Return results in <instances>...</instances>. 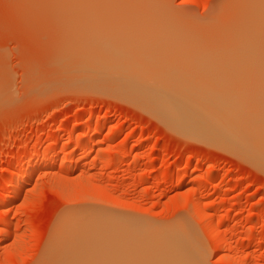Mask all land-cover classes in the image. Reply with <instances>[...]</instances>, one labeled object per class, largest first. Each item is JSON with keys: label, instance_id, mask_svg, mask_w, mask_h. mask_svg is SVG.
I'll return each mask as SVG.
<instances>
[{"label": "rangeland", "instance_id": "obj_1", "mask_svg": "<svg viewBox=\"0 0 264 264\" xmlns=\"http://www.w3.org/2000/svg\"><path fill=\"white\" fill-rule=\"evenodd\" d=\"M79 1L90 10L86 18L108 21L119 33L124 23L126 33H136L119 40L125 45L119 48L114 39L85 40L78 25L85 17L76 21L85 13ZM85 1L0 0V264H96L77 234L87 223L141 225L152 232L184 224L200 264H264V165L211 134L179 130L166 117L175 108L227 129L260 119L233 103L235 110L231 104L218 110L214 101L226 103V85L247 106L262 94V85L255 87L259 92L250 88L255 82L249 77L264 71V0ZM129 41L136 48L131 52ZM153 42L171 45L169 53L160 51L171 58L147 60L154 56L148 51L160 48ZM106 53L115 55L108 61ZM144 84L155 90H136ZM263 98L256 101L259 117ZM238 108L240 114L232 112ZM34 161L41 169L4 205L15 187L9 182H19ZM193 207L216 228L219 252Z\"/></svg>", "mask_w": 264, "mask_h": 264}, {"label": "bare ground", "instance_id": "obj_2", "mask_svg": "<svg viewBox=\"0 0 264 264\" xmlns=\"http://www.w3.org/2000/svg\"><path fill=\"white\" fill-rule=\"evenodd\" d=\"M84 2H86L85 0H83ZM128 1V0H127ZM264 2V1H263ZM79 6H81V7H83L84 9H82L81 7H79V10H76V11H79L80 12V9H82L81 11L82 12H84L85 11V7H84V5L86 4H83V3H80V1H79ZM87 8V7H86ZM104 9H106V8H104ZM87 10H88V8H87ZM90 11V10H89ZM89 11H85V13H80V15H78L77 17V22H78V20H81V18H82V16L83 17H85V15L86 16H88V17H90V15L88 14L89 13ZM264 11V10H263ZM86 12H88V13H86ZM93 12V13H92ZM91 12V16L94 14V11H92ZM257 14V13H256ZM103 16V15H102ZM81 17V18H80ZM82 18V23H84V24H80V22L81 21H79V26H82L81 28L83 29L84 28V30H82L81 31V34H82V32H83V34H82V37L83 38H85V40H86V38H87V40L88 41H90V39L92 40H94V41H92V42H94L95 44L97 43L98 44V40L99 39H102V40H106L107 42H109L108 40H112V39H114L111 43H112V46H113V42H114V48L116 47V48H119L120 46H123L124 44L123 43H121L123 40H124V38L125 39H127V38H129V40H130V35L133 33V34H135L136 32L135 31H133L132 30V33L131 34H129V33H126L125 31H127L126 29H124L123 27H125V26H123L124 25V23H123V25L120 27V29H121V32L120 33H122L123 32V34L124 35H122L123 36V38H121L120 39V37H122L121 35H120V33H119V31L116 29L117 27H113V29L110 27V25L111 24H109V23H107L108 21H105L104 20V23H103V21H101V23H99L98 24V22H99V20H98V22L96 23V21H94L93 20V18H94V15L91 17L92 19H89V18ZM80 18V19H79ZM99 19V18H98ZM239 19V18H238ZM75 20V19H74ZM262 20V19H261ZM111 21V20H110ZM118 20H112V22L113 23H116ZM119 23V22H118ZM118 23H116V24H118ZM121 23V22H120ZM119 23V24H120ZM76 24V23H75ZM236 26V25H235ZM249 27V26H248ZM126 28V27H125ZM76 30H79V29H77V28H75ZM140 30V29H139ZM78 33L80 32V30L79 31H77ZM128 32V31H127ZM161 32V31H160ZM78 33H77V35H78ZM138 34V33H137ZM136 34V35H137ZM161 34V33H160ZM126 35V36H125ZM142 35V34H141ZM81 36V35H80ZM146 36L147 35H144V37L146 38ZM220 37V36H219ZM117 38H119V39H117ZM133 38V37H132ZM153 38V37H152ZM115 39L117 40V41H115ZM123 39V40H122ZM140 39H143V38H140ZM171 39V38H170ZM97 40V41H96ZM121 42H120V41ZM154 40V39H153ZM219 40H221V38H219ZM160 41V40H159ZM124 42H126V41H124ZM117 43H121V44H123V45H121L120 44V46H118L117 45ZM154 43H156V42H153V45H156V47H159L160 46V48L158 49V50H156V52L158 53V54H154V53H156V52H154L153 50H151V52L150 51H148V49L146 48V46L148 45H145V46H143V44H142V46H143V48L144 49H147V51L149 52L148 54H147V57L149 56H151L150 54H152V55H154L153 57L151 56L150 58H147V60L148 59H156L155 57L158 55V59H159V57H161V55H160V51L163 49V48H169L170 49V47H168V46H171V45H168V46H166L165 45V47L163 46V47H161V45H159L158 44V42L156 43V44H154ZM67 44V43H66ZM82 44V43H81ZM83 44H84V42H83ZM89 44V42L87 43V45ZM93 44V43H92ZM99 44H103L102 42L100 43L99 42ZM140 44V43H139ZM84 45H86V43L84 44ZM101 45H99V46H101ZM109 45H111V44H109ZM109 45L107 46V47H109ZM115 45H117V46H115ZM127 45H129V46H127ZM126 46H127V49H129V52H131V51H133L132 49H131V42L129 41L128 42V44H127ZM76 46V45H75ZM102 46H104V44L102 45ZM141 46V47H142ZM124 47H125V45H124ZM124 47H122V49L124 48ZM129 47V48H128ZM137 47H139V46H137ZM132 48H135V47H132ZM162 48V49H161ZM125 50H127L126 48H124ZM123 49V50H124ZM136 49V48H135ZM157 49V48H156ZM165 49H163L161 52L162 53H164L163 51L165 50ZM166 49V50H167ZM124 50V51H125ZM138 50H139V48H138ZM150 50V49H149ZM166 50H165V52H166ZM86 51V50H85ZM104 51V50H103ZM142 51V50H141ZM141 51H138L136 54H138L139 52H141ZM146 51V52H147ZM153 51V52H152ZM171 51V50H170ZM169 51V52H170ZM101 52V51H100ZM106 52V51H105ZM105 52H103V54L105 53ZM117 52H119V51H117ZM120 52H122V51H120ZM120 52H119V54H120ZM143 53H140L141 55L142 54H145L144 53V51H142ZM168 52V50H167V52L166 53H169ZM99 53V52H98ZM102 53V52H101ZM161 53V54H162ZM204 53V52H203ZM95 54V53H94ZM111 54H113V53H111ZM131 54H135V53H131ZM139 54V55H140ZM194 54V53H193ZM205 54V53H204ZM106 55H107V53H106ZM115 54H113V56H114ZM117 55V54H116ZM146 55V54H145ZM156 55V56H155ZM167 55L168 54H166V57L165 56H163V57H165V59H170L171 58V56L170 55H168L169 56V58H167ZM181 55V54H180ZM183 55H185V54H183ZM182 55V56H183ZM207 55V54H206ZM234 55V54H233ZM91 56V55H90ZM107 56H109V55H107ZM112 56V57H113ZM119 55H117V57H118ZM124 56V55H123ZM136 56V55H135ZM176 56V55H175ZM179 56V55H178ZM106 57V56H105ZM110 57V58H109ZM108 57V61L112 58L111 56H109ZM146 57V56H145ZM144 57V58H145ZM172 57H174V56H172ZM181 57V56H180ZM196 57V56H195ZM107 58V57H106ZM127 58V57H126ZM129 58H131V57H129ZM140 58V57H139ZM174 58H176V59H179V58H177V57H174ZM174 58H172V59H174ZM182 58V57H181ZM194 58V57H193ZM204 58H205V55H204ZM115 59H116V57H115ZM143 59V58H142ZM141 59V60H142ZM152 59V61L151 62H154V60ZM158 59H156V60H158ZM165 59H163L162 57H161V59L160 60H165ZM191 59V58H190ZM198 59H200L199 57H198ZM118 60V59H117ZM194 60L196 61V59L194 58ZM204 60V59H203ZM159 61V60H158ZM169 61H173V60H169ZM169 61L166 63V64H168L169 63ZM176 61V60H175ZM179 61H180V59H179ZM179 61L177 62V64L176 65H179L180 66V64L182 63H179ZM192 61V63H189V61L187 62V63H189L190 64V66H193V65H191V64H193V60H191ZM198 62H200V60H197ZM210 61V60H209ZM214 61V60H213ZM156 62V61H155ZM160 62V61H159ZM166 62V61H165ZM118 63V62H117ZM143 63V62H142ZM162 63V62H161ZM173 63V62H172ZM184 63V62H183ZM186 63V64H187ZM196 65H197V63L196 62H194ZM162 64H164V63H162ZM188 64V65H189ZM111 65V64H110ZM182 65H184V64H182ZM195 65V66H196ZM199 65V64H198ZM242 65V64H241ZM142 66H145L144 64L142 65ZM165 66V65H164ZM170 65H168V67H169ZM186 66V65H185ZM162 67V66H161ZM167 67V66H166ZM194 67V66H193ZM192 67V68H193ZM200 67H202V65L200 66ZM105 68H106V66H105ZM108 68H111V66L110 67H108ZM172 68H174V69H176V67L174 66V67H172ZM195 68V67H194ZM219 68V67H218ZM220 68H221V66H220ZM173 69V70H174ZM196 69V68H195ZM194 69V70H195ZM217 69V68H216ZM226 69V68H225ZM136 70V69H135ZM166 70V69H165ZM177 70H178V68H177ZM191 70V69H190ZM197 70V69H196ZM207 70V69H206ZM222 70H224V69H222ZM254 70V69H253ZM198 71V70H197ZM203 71V70H202ZM204 71H205V69H204ZM216 70H214V72H215ZM218 71H220V70H218ZM257 71V70H256ZM263 71V70H262ZM115 72V71H114ZM130 72V71H129ZM133 72V71H132ZM141 72V71H140ZM199 72V71H198ZM207 72H210V71H207ZM206 72V73H207ZM221 72V71H220ZM224 72H226V71H224ZM224 72H221V74H223ZM120 73V72H119ZM119 73H118V75H119ZM127 73V72H126ZM172 73H174V72H172ZM249 73V72H248ZM221 74H220V76H221ZM234 74V73H233ZM243 74V73H242ZM117 75V74H116ZM121 75V74H120ZM119 75V76H120ZM145 75V74H144ZM197 75V74H196ZM211 75V74H210ZM219 75V74H218ZM217 75V76H218ZM224 75H227V72H226V74H224ZM247 75H249V74H247ZM141 76V75H140ZM192 76V75H191ZM199 76V75H198ZM201 76V75H200ZM220 76H218V77H220ZM245 76V75H244ZM118 77V76H117ZM122 77V76H121ZM135 78H136V76H134ZM174 77V76H173ZM205 77V76H204ZM215 77V76H214ZM145 78V77H144ZM168 78H169V76H168ZM199 78H202V77H199ZM224 78H227V77H222V79H224ZM250 81H252V82H255V83H253V85H251V89L252 90H254V91H256V92H259V91H262V94L261 95H259V97L261 96V98H263V96H264V71L262 72V73H259V72H254V74H251L250 75ZM138 79V78H137ZM136 79V80H137ZM174 79V78H173ZM221 79V80H222ZM230 79V78H229ZM239 79V78H238ZM119 80V79H118ZM140 81V80H139ZM143 81V80H142ZM197 81H199V80H197ZM138 82V81H137ZM144 82V81H143ZM175 82H176V80H175ZM232 82H233V80H232ZM235 82H237L238 83V81H235ZM120 83H121V81H120ZM139 83V82H138ZM144 83H146V81L144 82ZM182 83V82H181ZM197 83V82H196ZM199 83H201V82H199ZM256 83H259V84H256ZM133 84H135V82L133 83ZM132 84V85H133ZM140 84H142V83H140ZM176 84L178 85V83L176 82ZM185 84V83H184ZM193 84H194V82H193ZM145 85V87L144 86H142L143 88H141V89H139L140 87H136V85H135V87H136V90H138V91H141V92H144V93H147V92H151L152 90H155V88H153V89H146L147 87H146V84H144ZM195 86H196V84H194ZM198 85V84H197ZM201 85V84H200ZM200 85L198 86V88L200 87ZM235 85V84H234ZM257 85V86H256ZM258 85H262V87L261 88H259V86ZM137 86H139V85H137ZM156 86H161V85H156ZM182 86V85H181ZM185 86V85H184ZM183 86V87H184ZM202 86V85H201ZM225 86V85H224ZM128 87H131V86H128ZM133 87V86H132ZM163 86H161V88H162ZM179 87V86H178ZM190 87H192V85L190 86ZM220 87H223V86H220ZM228 87L229 86H227L226 85V89L224 88V89H222L221 90V92H223V96H224V93H226L227 94V96L228 97H223L222 96V98H224V100H225V98H226V100L227 101H229L230 103H227V101H226V103H224V101L221 99V98H219V100L217 99V101H214V102H216L217 103V105L216 106H220L219 108L218 107H216V109L218 108V110L219 109H221V110H223L224 112L225 111H227V108L225 109V105L226 104H231L232 105V103L234 104V106H235V108L237 107V106H239L240 107V109H242L243 110V108L245 107V108H247L248 107V109H245V110H248V111H245V110H243V112H248V113H250L249 114V117H251L250 115L251 114H253V115H255V112H256V114L257 115H255V117L256 116H258V118H260L259 120L256 118V119H254L253 117V119L256 121L257 120V122L258 123H255V121L254 122H250V123H242V125L240 126L239 125V123H237L236 122V124H238V126L235 124V127H231V128H229V129H227V127H225V128H223L222 126H217V127H213V126H211V125H209L206 121H205V119H203V118H201V119H190V118H188V116L187 117H185L184 116V114L182 115V113L179 111V110H177V109H175V108H171V109H169L168 110V114H166L167 116L166 117H168L169 118V121H170V123L172 124V125H174L175 127H177V129H179V130H185V131H187L188 133L189 132H191L192 134H195V133H197V134H201V133H204V134H206V133H208V134H211V135H213L212 137L213 138H216V140H218L219 142H221L223 145H225V146H227V147H231V148H233V149H235V150H237L239 153H241L242 155H244V156H247V157H249V158H253L254 160H256L257 162H260L261 164H263L264 165V128H262V126L264 127V116H261V117H259V115H258V113H259V109H258V107L260 106V104H259V106H258V98H254V99H252V100H254L253 102H249L250 103V105L251 104H253V105H251V107H253V109L252 110H250L251 112H249V108H250V105H248L247 106V104H245L244 105V103H243V100L242 99H240L239 97H240V93L239 94H237L238 92L236 91L235 93H233V91L234 90H232L233 88H231V87H229V88H231V89H228ZM253 87L255 88V87H258V88H255V89H253ZM138 88V89H137ZM134 89V88H133ZM193 89H195L194 87L192 88V90ZM200 89V88H199ZM259 91H258V90ZM190 90V89H189ZM198 90V89H197ZM200 90H202V89H200ZM204 90V89H203ZM202 90V91H203ZM205 90H207L206 88H205ZM232 91L231 92V94L229 93L228 94V92L227 91ZM236 90V89H235ZM247 90V89H246ZM185 91V90H184ZM202 91H200L201 93H202ZM250 91V90H249ZM181 92V91H180ZM191 92V91H190ZM199 92V93H200ZM203 92H206V91H203ZM177 93V92H176ZM193 93H196V94H199L198 92H196V90L193 92ZM200 93V94H201ZM207 94H209L210 92H206ZM206 93H202V94H206ZM261 93V92H260ZM172 94H173V92H172ZM175 94V93H174ZM249 94H250V92H249ZM254 93H251V95H253ZM257 94V93H256ZM259 94V93H258ZM177 95H179V93L177 94ZM191 95H193V94H191ZM244 95V94H243ZM255 95V94H254ZM263 95V96H262ZM149 96V95H148ZM182 96V95H181ZM250 96V95H249ZM258 96V95H257ZM256 96V97H257ZM207 97V96H206ZM205 97V98H206ZM215 97V96H214ZM242 97V96H241ZM248 97V96H247ZM246 97V98H247ZM229 98V99H228ZM245 98V99H246ZM150 99V101L152 102V100H151V98H149ZM182 99H183V97H182ZM185 99V98H184ZM204 99V98H203ZM250 101H251V99L250 98H248ZM189 100V99H188ZM263 100H264V98H263ZM263 100H262V102H263ZM149 101V102H150ZM168 101V100H167ZM257 101V102H256ZM156 102V101H155ZM159 102V101H158ZM158 102H156V103H158ZM163 102V101H162ZM161 102V103H162ZM172 103V102H171ZM194 103V102H193ZM197 103V102H196ZM224 103V104H223ZM260 103H261V100H260ZM160 104V103H159ZM158 104V105H159ZM192 104V103H191ZM197 104H199V103H197ZM219 104V105H218ZM223 104V105H222ZM242 104H243V107H241L242 106ZM254 104H255V106H257V109H256V107H255V109H254ZM157 105V106H158ZM166 104H164V103H162V108H164L163 106H165ZM230 105V106H231ZM261 105H262V103H261ZM161 106V105H160ZM159 106V107H160ZM199 106V105H198ZM210 106H212V104L210 105ZM227 106V105H226ZM264 105H262V107H263ZM172 107V106H171ZM175 107V106H174ZM193 107H195V105L193 106ZM206 107V106H205ZM228 107V106H227ZM155 108V107H154ZM157 108V107H156ZM155 108V110H157ZM202 108H203V106H202ZM213 108H215L214 106H212V109ZM223 108V109H222ZM230 108V107H229ZM232 108H234L233 107V105H232V107L230 108V109H232ZM235 108H234V110H235ZM261 108V107H260ZM159 109H161V108H159ZM182 109V108H181ZM204 109V108H203ZM206 109V108H205ZM208 109H210V108H208ZM207 109V110H208ZM215 109V110H216ZM225 109V110H224ZM239 108L237 109V111L235 112V111H232L233 113H238V114H240L239 112H238V110H240ZM263 109V108H262ZM183 110V109H182ZM186 110H187V108H186ZM190 110H192V109H190ZM220 110V111H221ZM158 111V110H157ZM165 111V110H164ZM219 111V112H220ZM258 111V112H257ZM261 111V110H260ZM167 112V111H166ZM223 112V113H224ZM232 112H231V114H232ZM242 112V111H241ZM254 112V113H253ZM185 113V112H184ZM187 113V112H186ZM189 113V112H188ZM214 113V112H213ZM244 113V114H245ZM247 113V114H248ZM261 113H262V111H261ZM264 113V112H263ZM164 114V115H165ZM216 114V113H215ZM196 115V114H195ZM224 115V114H223ZM232 115H234V116H236V114H232ZM261 115H263V114H261ZM234 116H232V117H234ZM243 116V115H242ZM247 116V115H246ZM245 116V117H246ZM213 117H215V116H213ZM223 117V116H222ZM225 117V116H224ZM238 117V116H237ZM217 118H219V116L217 117ZM226 118V117H225ZM238 118H241V117H238ZM244 118V117H243ZM219 119H222V118H219ZM229 119H230V117H229ZM229 119H227V120H229ZM233 119V118H232ZM235 119V118H234ZM233 119V120H234ZM233 120H231L232 122H234ZM237 121H240V120H242V119H240V120H238V119H236ZM244 120V119H243ZM245 120H246V118H245ZM167 121V120H166ZM230 121V120H229ZM228 121V122H229ZM250 121H251V119H250ZM241 123V122H240ZM216 124V123H215ZM216 126V125H215ZM254 129H256V130H254ZM186 133V132H185ZM191 134V135H192ZM197 134H195V135H197ZM67 135V134H66ZM215 136V137H214ZM65 137V134H63V135H61L59 138L62 140L63 138ZM89 138H90V136H89ZM90 141V140H89ZM87 142H88V140H87ZM137 143V142H136ZM84 145V144H83ZM134 145V144H133ZM79 146V145H78ZM88 146V145H87ZM83 148H85V146H83ZM71 151V150H70ZM88 151V150H87ZM83 162V161H82ZM33 165H31V167H30V169L29 170H27L26 172H24V173H22L20 176H18L19 178H20V181L18 182V181H14V179L12 180V181H10L9 183L10 184H13L15 187H13L14 188V191H13V193L11 194V195H6V196H4V205H8V203H10L11 201H13V200H15L17 197H18V195H19V193L21 192V188H23V183H25L24 181L27 179V178H29V177H31L32 175H34V174H36L38 171H39V169H41V167H42V163L41 162H38V161H34V163H32ZM74 170V167H69V169H67V172H72ZM11 173H13V175L14 176H17V175H15L14 174V172H12L11 171ZM18 178V179H19ZM16 179V178H15ZM177 182H178V184L179 185H182V184H184V182H185V179L184 178H179V179H177ZM8 183V184H9ZM218 187V186H217ZM201 188V187H200ZM4 195V194H3ZM195 204V203H194ZM195 206V205H194ZM196 208H197V206H195ZM195 207H193V208H191V209H193V213H195L196 214V216H198L197 218L199 219V220H201V221H203V223L205 224V226H206V231H207V233H208V235L211 237V238H213V247H214V252H219L218 250H219V246H218V243H216L217 241H216V234H217V230H216V228L214 227V225H212V223H208L209 221H208V218H206L205 216H203V215H201L200 214V212L197 210V209H195ZM192 213V214H193ZM194 214V215H195ZM79 215V214H78ZM206 219V221L204 220V218ZM212 217V216H211ZM198 220V221H199ZM212 220V219H211ZM83 225V224H82ZM80 226V225H79ZM204 226V225H203ZM158 227V226H157ZM66 228V227H65ZM148 228V227H147ZM147 228H145V227H142L141 225H133V224H130V225H128V224H125V223H114V224H89L88 225V223L85 225V226H83L82 228H80V230L78 229V231H77V234H78V232H79V236H78V238H80L81 240H83V241H85L86 243H87V248L86 249H89V250H91L92 251V253L94 254L93 256H94V260H95V263L96 264H200V260H199V255H200V253H199V251H198V245H195V243H194V241H193V237H191V235H189V229L190 228H188L186 225H184V224H179V225H177V226H173V227H170V228H168V229H166V230H162V231H160V232H152V231H150V229H147ZM191 230V229H190ZM71 235V234H70ZM56 236V235H55ZM60 237V236H59ZM66 237V236H65ZM77 238V239H78ZM195 239V238H194ZM198 240V239H197ZM243 240V239H242ZM78 242V241H77ZM70 243V242H69ZM74 243V242H73ZM79 243H81V241L79 242ZM64 244V243H63ZM197 244V243H196ZM48 245V244H47ZM58 245V244H57ZM56 245V246H57ZM61 245V244H60ZM65 245V244H64ZM77 246V245H76ZM192 246V247H191ZM195 247H197L196 248V251L194 250L195 249ZM221 247V246H220ZM193 248V249H192ZM54 249H56V248H54ZM58 249V248H57ZM192 250H194V252H196V253H194ZM50 252V251H49ZM58 252V251H57ZM59 252H61V251H59ZM199 253V254H198ZM51 254V253H50ZM195 254H198V255H195ZM57 255V254H56ZM68 256V255H67ZM74 256H76V255H74ZM73 256V257H74ZM223 256V255H222ZM226 257V256H225ZM51 258V257H50ZM56 259H59V260H61L60 258H56ZM72 259V258H71ZM224 259V258H223ZM226 259V258H225ZM224 259V260H225ZM228 259V258H227ZM52 260V259H51ZM63 261V259L61 260V262ZM70 261V260H69ZM73 261V260H72ZM71 261V262H72ZM86 261V260H85ZM65 262V261H64ZM63 262V263H64ZM67 262H68V260H67ZM62 263V264H63ZM75 263V262H74ZM80 264H81V262H79ZM53 264V263H52ZM61 264V263H60ZM70 264V263H69ZM86 264V263H85ZM87 264H88V261H87ZM90 264V263H89ZM228 264H234V263H232V262H228ZM242 264V263H241Z\"/></svg>", "mask_w": 264, "mask_h": 264}]
</instances>
